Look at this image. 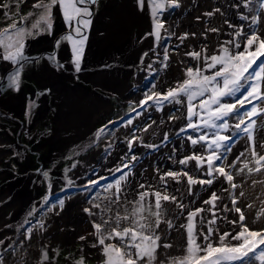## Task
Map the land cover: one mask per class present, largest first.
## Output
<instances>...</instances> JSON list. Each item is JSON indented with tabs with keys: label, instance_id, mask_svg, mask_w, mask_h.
<instances>
[{
	"label": "rangeland",
	"instance_id": "obj_1",
	"mask_svg": "<svg viewBox=\"0 0 264 264\" xmlns=\"http://www.w3.org/2000/svg\"><path fill=\"white\" fill-rule=\"evenodd\" d=\"M1 1L3 0H0V2ZM183 1L186 3L185 0ZM208 1L207 5L211 7H217V5H219L217 0ZM166 2L167 0H165V3ZM190 2H192V0H187V6L182 11L181 9H176V7L166 6L164 10L157 15L156 19L163 23L160 34L164 33V36L159 40V44L157 45L154 63L157 60L158 63L163 61L164 46L167 49V53L174 54L176 52L171 45V41L174 37L171 32V22L174 21L172 17L175 15V18L178 20L177 16H180L181 12L185 13L186 10L192 12L195 5ZM256 2L255 12L257 13L260 23L249 22L247 24L252 23L253 25H251V28L248 27V29L250 31H256L260 38L264 39V20L259 17L258 13L264 0H256ZM35 3H37V0H6L4 5H2L4 10L0 12V30L13 23L19 25L20 21L22 23L20 27L30 29L31 24L38 18V13L42 11L33 8ZM103 5L104 1L97 0L96 4L89 3L84 5V7L90 9L92 12L90 19L93 20V17L101 10ZM14 8L16 9V13L19 12V9H22V12L16 14L13 11ZM218 9L220 10V7H218ZM57 10H59L58 5L53 9V20L57 16V14H54ZM30 12L34 15L25 20L24 18L27 17ZM20 14L23 15L19 16ZM145 18L152 20L153 27L152 10L145 15ZM205 22L206 24H216L218 21L214 18L213 22L207 20H205ZM93 24L95 26V22H93ZM226 27V32L221 35L216 34L215 37L220 42H222V40L236 41L237 37L235 35L230 37L228 34V31H231L232 28L230 26ZM33 31L35 32V30ZM87 31L88 28L85 30V33ZM250 31H248V34L251 33ZM48 33L47 31H42L39 34L26 37L28 40L25 43V55L30 59L24 64L19 90L7 87L6 78L0 81V83L3 84V87H0V103L4 102L5 98L16 99L17 97L20 98V96V102L23 101V107L18 115H12L0 107V137L4 136L3 139L8 143L5 147H3L4 145L0 146L3 151V153H1L0 150V190L8 189V185L18 181L20 182L19 188L23 191L24 195H27L29 200L24 206L26 211L12 226L14 235H12L13 232L7 231L6 226H0V234L4 236L0 239V241H2L0 246L3 247V250H0V261H2V264H77V262L83 258V264L105 263L104 256H97L95 251H90L83 247L80 241L74 240V238H71V240L62 239V230H64L62 227H57L55 234L51 233L55 222L59 220V223L63 224L60 214L62 213L64 204H70L69 208L65 209L66 213L70 215L77 213L82 217L78 222V226H81L84 218H90L95 221L93 215L98 217V220L95 222L98 223L99 221L102 225L105 220L110 221L108 225L104 226L106 232L107 227H116V225L111 222L112 218L117 213L120 215L130 213L135 206V202L139 198L137 195L138 193H132L126 190L121 194L119 203L112 202L116 199L114 195L115 189L106 190V186L108 184H114L115 180L122 175L121 172L114 170L115 167H122L125 163L129 164V168L123 169L124 172L130 173L127 183L138 182L140 185L143 184L145 185L144 191H154L153 183H155L157 189L163 193L165 188L160 180V176L164 174L161 173L160 176L156 175V163H151L148 155L141 156L142 150L149 147V145H153L156 147H154L153 150L149 147L148 150L152 152V156L155 158L158 157V151H161L162 155H171V157L178 151V160L176 162H162L168 165L169 171L178 173L186 171L195 179H209L206 175V163L204 166L198 168L195 160H190L187 165H181L179 161L185 158L184 154L186 157L191 155L208 156L209 152L206 151L204 142L193 145L188 137L195 139L204 134L211 140L212 134L216 130L205 128L202 121H198L197 117H193L191 122L194 123L196 121L199 128H188V107H185L184 102H165L162 109H159L155 102L150 101L148 105H145L143 108L140 107V102L145 99L146 94L150 95L153 92L162 93L159 92V89L156 87L159 81L158 78H156L157 74L154 72L155 68L157 71H159V68L153 67L151 71L148 69L146 71L145 69L146 73L143 71L145 66L144 61L147 57V55H145L146 52L142 53L139 61L137 58L140 54L134 61L130 62L132 65L127 66L129 68L127 69L128 75L126 84L119 88V90L112 89L109 92H104V90L99 89L97 86L93 87L89 82H83L82 75L80 73H74L75 66L73 64V54L71 56L72 60L68 61L69 66L66 68L68 75L64 73L60 75L59 73H53L52 69H45L46 64L44 62L42 63L45 57L44 52L34 51L35 47L32 45L33 42L41 41L44 37H48ZM67 35L69 34L59 36L55 42L56 49L71 47L68 41L64 39ZM71 35L75 37V33L72 32ZM189 39H191V37H189ZM201 39H206V43L202 42V46L205 48H213V51L217 52V55L220 54V50H216L217 47H215L213 37L204 35ZM58 41L59 45L57 43ZM131 42L135 44V41L132 39ZM64 43L66 44L62 45ZM226 47L232 50V45H227ZM261 59H264V57H261ZM175 62L172 61L171 63L175 64ZM186 63L185 66L187 68H194L196 66L202 67L199 61L195 63L187 61ZM155 65L159 67L162 66V64ZM41 67H43L44 71L46 70V74ZM13 70V66L10 63L0 61V78L5 77L6 73L12 72ZM149 73L150 77H143V75L147 76ZM54 75L60 77L63 83L72 85L73 87L78 84L73 81H81L87 89L92 86L98 96L109 105L106 111L107 113L101 115V118H97L89 129H84L85 125L82 119L84 117L80 115H78V117L57 118L56 120L54 114L58 107L52 104L51 93H49L47 97L49 106H45V110L41 111L39 109L42 98L41 91L47 86V83L51 82ZM163 75H167V73ZM178 78V74L174 75L173 83H170L169 79L164 80L162 82V87L166 88L163 89L164 92L181 83L182 81L175 83V80ZM126 85L129 86L125 89ZM153 85H155V87H153ZM239 96L240 93H237L236 97L228 96L225 97L223 101L224 103H234ZM207 97L205 93L202 98L207 99ZM180 99L183 100V97ZM200 100L199 98L195 100V110L203 116L207 115V113H203L199 108ZM248 107H251V105H245V108ZM243 110L244 109H241V111ZM170 117L173 118L170 119ZM129 120L132 121L131 124L128 123ZM178 121L181 122L176 125ZM153 122L159 125L161 131L165 133L161 136L157 135L154 137L157 139L153 142L145 143L138 147L140 142L144 143L149 140L145 135L146 131L144 129L147 128V131L150 130L151 127H153ZM228 122L230 125H234L236 120L233 117H229ZM149 125H151V127H149ZM101 128H104L105 131L97 137L96 134ZM59 129L60 131H58ZM76 129L82 130L84 135L80 134L75 140L73 137L71 141L65 144L66 146L64 148L60 149L59 153H53L51 151L50 139L55 131H57L61 138H65ZM181 129L186 130L181 131ZM234 132L235 129L233 127L231 131L223 132L222 134L233 135ZM165 136H167V139H165ZM134 137L138 139L134 140L132 149L129 151L128 141L133 140ZM175 140L181 141H179L178 150ZM71 142H73V144H69ZM248 143L249 142L242 133L236 134L232 144V151L224 153L226 159L216 162L217 164L225 166L226 170L234 175V183L239 185V187L232 189L221 176H216L211 186L200 184L189 186L187 178L181 175L179 183L171 178H167L166 191L168 193L172 192L176 184L182 187V189H180L182 191H189V187H191L192 193L195 194L193 200L199 203L197 204L198 208L205 209L204 212L199 214L197 219L199 220V218L202 217L205 221L212 219V215L211 212L208 211L211 206L204 204V201L209 199L211 194L215 192L220 199L216 202L215 211L219 218L214 227H218L223 232L228 231V229L224 230L223 226L220 225L221 222L226 227H229L230 230H235V228L238 230L237 228H240L239 213L232 210V197L235 196L238 201L236 207H239L245 216L243 223L247 225L249 229L254 228L256 231L264 230V215H261L259 219H257L258 214L264 210V171L249 174L245 169L244 172L237 175L245 162H249V167H255L251 152L246 151ZM261 144H264V129H261L256 136V151L264 155V147H261ZM113 151L116 153L122 152V161L109 171H105L101 166L107 167L109 165L108 158L113 154ZM241 152H245V155L240 157L239 160H236V157L239 156ZM133 155L137 157L135 161L131 160ZM144 160L148 162L147 165ZM233 164V167H227V165ZM78 168L79 171L76 173ZM102 171L106 172L103 177L105 179H101V177L100 180H98L99 183L95 186L92 184L85 186L87 183L79 184L76 180V178H78L80 181L88 182L98 172ZM44 172L48 173L47 177L43 175ZM253 181H256V183H253ZM225 189H228V191H225ZM241 192H243L244 195L241 200H238V193ZM173 194L175 195V193ZM12 196L13 193L6 194L4 198L0 196V216L2 217L4 214H7L5 219L11 218L8 214L11 208L9 205V208L6 209L5 212H2V208L4 205L14 201ZM61 200L64 202L62 208L59 204ZM153 202L154 198H148L145 203L147 206L153 204ZM186 202L187 200L184 203ZM94 204H99L100 208H94ZM225 205L228 207L229 211H224ZM248 205H252L254 208L250 216H248L246 212V209L250 208ZM194 208L195 207L192 209L194 210ZM85 209H91L93 214L90 215ZM188 210L189 207L185 208L183 213ZM180 214L181 209L177 208L174 212V216L179 217ZM57 215L58 220L55 221ZM145 215H147V213H145ZM152 219L153 218L149 216V220ZM165 219L170 220L167 217ZM231 221H236V223L233 224ZM126 222V224L129 225L130 221ZM174 222L176 224H182L180 220H174ZM41 224L43 227H40ZM207 227L208 225L205 223L203 229L207 231ZM30 228L32 229L31 233L28 232ZM86 228L91 231L87 225ZM69 229L75 228L70 227ZM89 231L87 232L88 234H90ZM95 231L96 230H93L94 233ZM173 234L175 235L176 232H173L171 236L161 241V244H171L173 249L175 246L177 247L176 238ZM43 237L46 240L43 241ZM211 238H213V236ZM45 252L48 257L47 260L43 259V253ZM236 264H239V262H236ZM250 264H259V262L253 261L250 262Z\"/></svg>",
	"mask_w": 264,
	"mask_h": 264
},
{
	"label": "snow or ice",
	"instance_id": "obj_2",
	"mask_svg": "<svg viewBox=\"0 0 264 264\" xmlns=\"http://www.w3.org/2000/svg\"><path fill=\"white\" fill-rule=\"evenodd\" d=\"M152 7V16L154 23V30L151 35H154L157 40H160V29L163 28V23L156 19L159 12H162L167 7H179V0H147ZM251 2V0H248ZM96 4L97 0H37V3L33 5V8L40 9L38 18L31 24L30 29L18 27L17 23H13L8 27L0 30V61L8 62L13 66V71L6 73L5 77L0 80H7V87L19 90L21 74L24 64L29 61V57L25 55V38L31 37L34 34H39L42 31L51 32L53 28V9L58 5L63 15V18L70 28L71 32L75 33V37L69 34L64 37L65 40L71 42L73 52V64L75 71L81 70V60L84 51V44L87 41V35L85 30L91 25L92 12L88 7H84L86 4ZM139 7L143 8L145 0H137ZM264 8V3L261 4ZM216 11H219L217 9ZM33 13H28L24 19L32 17ZM206 15H212V13H206ZM87 17V19H86ZM247 19V17H241ZM259 18L253 19V23H258ZM231 27V25H230ZM35 30V32L33 31ZM211 31H218L217 29H211ZM236 37L244 36L245 43L242 51L233 52L229 47L221 45L220 54L211 55L206 58V68L216 69L212 75H204L200 67L186 69V76L183 82L179 83L176 87L170 88L166 92L152 94H146L145 99L140 102V107L143 108L148 105L150 101L156 103L159 109L165 102L169 103H181V97L185 96L188 100V128H199L198 124L192 123V118L197 117L203 120V126L205 128H212L216 131L212 134L211 140L207 135H200L198 138L188 137L193 145L204 142L206 145V151L209 152L208 156L192 155L181 159L179 163L181 165H187L190 160H195L197 167H202L207 164L206 175L209 179H195L190 176L186 171L178 173L175 171H168L164 175L160 176L161 182L164 184L165 191L162 193L157 190L154 192L142 191L139 192L138 200L135 202L130 213L120 215L117 213L112 218V223L116 225L111 231L105 232L104 226L108 225L110 221L105 220L103 225L94 223L93 227L96 230L98 245L102 246V251L105 256V264H156L157 252L161 247L167 249L172 245L168 243L161 244V236L157 233V229L160 228L162 223H166L168 229L174 227L171 220H166V212L163 207V202L177 203V197L170 195L167 189V178L179 183L181 175L187 178L188 185H208L211 186L216 176H221L230 185L232 189L239 187L234 183V175L226 170V167L217 164V161L226 159L224 153L232 151V144L234 142V136L242 133L247 139L248 148L246 151L251 152L255 167H249V162H245L243 167L239 170L237 175L244 172L245 169L249 174L255 172L259 173L264 171V155L259 154L256 151V136L257 133L264 129V39H261L256 31L245 35L243 31H237ZM187 38V34L180 37L181 41ZM59 45V41L57 42ZM232 45L235 49H240L241 44L235 40L226 42ZM147 55V53H145ZM188 55L194 59L201 57V52H191ZM49 60L56 62L55 55L49 56ZM164 59H169L167 49H165ZM58 67L62 65L57 64ZM255 66V67H254ZM150 67V66H149ZM165 67L167 65L165 64ZM0 87L3 84L0 83ZM155 87V85H153ZM205 93H208L207 99H202L199 102V108L203 113H207V119H204L203 115L195 110V106L192 101L203 97ZM237 93H240L238 99L234 103L222 102L225 97H236ZM245 105H251V107L245 108ZM239 106V107H238ZM241 109H244L241 111ZM233 117L236 120L234 125H230L228 118ZM173 117H170L172 119ZM132 123L131 120L128 121ZM106 127V126H105ZM151 127V125H149ZM234 127L235 132L233 135H223V132H229ZM147 131V128L144 129ZM186 129H181L185 131ZM104 128H101L97 132V137L103 134ZM128 141L129 151H131L134 140ZM167 139V136H165ZM264 147V144L260 145ZM149 147H156L149 145ZM222 150V151H221ZM245 152H241L236 160L244 156ZM137 157L133 155L131 160L135 161ZM233 165H227L228 168ZM129 164L125 163L122 167L115 169L117 172H121L122 175L115 180L114 184H108L106 190L115 189L114 195L116 199L113 203H119L120 196L123 193V185L128 182L129 172H124V168H129ZM45 177L48 176L47 172H44ZM105 179V178H101ZM99 181H92L93 186L97 185ZM256 183V181H253ZM140 188H145V185L141 184ZM228 191V189H225ZM189 194H191V187H189ZM244 193L241 192L240 196ZM149 197L154 198V202L151 205L146 206V201ZM220 197L213 192L209 199L204 201V204L210 205L208 211L211 212L212 219L205 221L202 217L197 219L199 214L204 212L205 209L198 208L195 211L189 212L187 215V223L181 224L180 227L186 232V248L185 255L181 257H173L168 261V264H250V262H259L264 264V230L254 231L250 230L247 225L243 223L245 216L239 207H236L237 198L232 197L233 209L236 213H239L240 231L235 235L229 232H224L219 236V241L213 243L211 237L217 231L214 225L219 218L215 211L216 202ZM63 201H59L60 207H63ZM94 208H100L99 204H94ZM177 207L183 209L184 205L177 203ZM252 207V205H248ZM90 215L93 214L91 209H85ZM224 211H229L228 207L224 206ZM147 213V215H145ZM31 214V213H30ZM261 215H264V210L258 214L257 219ZM149 216L152 220H149ZM130 221L128 226L121 227L122 222ZM208 225L207 232L203 231V225ZM235 224L236 221H231ZM40 227H43L41 224ZM200 228L197 231V228ZM32 229H28L31 233ZM203 238V242H198L200 238ZM231 237L232 240L238 241L236 244L227 243V239ZM81 239H85L81 237ZM116 240L118 243H106V241ZM2 243V241H0ZM94 247L97 245H93ZM203 253V255H200ZM43 259L47 260V253H43ZM2 264V261H0ZM77 264H83V258L77 262ZM160 264H165L163 260Z\"/></svg>",
	"mask_w": 264,
	"mask_h": 264
},
{
	"label": "bare ground",
	"instance_id": "obj_3",
	"mask_svg": "<svg viewBox=\"0 0 264 264\" xmlns=\"http://www.w3.org/2000/svg\"><path fill=\"white\" fill-rule=\"evenodd\" d=\"M102 1H104V5L101 7V10H99L95 14L93 20L91 19V25L88 27V31L85 33L87 35V41L84 44V51L81 60V70L79 72L75 71L74 73H80L82 75L81 77L83 82H89L93 87L97 86L99 89L104 90V92H109L112 89L119 90V88L126 84L128 75L127 69L129 68L127 66L132 65L130 62L134 61L140 54V56L137 58V60L139 61L142 53L144 52L147 53V57L144 61L145 66L143 71H145V69L146 71L147 69L151 71L153 67L159 68V71H157L156 68L154 69V72L157 74L156 78H158L159 81L156 85V87L159 89V92H164L163 89H166L162 87V82L164 80L169 79L170 83H173L174 75L178 74L179 77L177 80H175V83L181 81L183 82L185 79H187L186 69L188 68L185 66L187 64V61L192 63L199 61V63L202 64V67H196H200L204 75H212L213 72L218 70L219 67L217 66L216 69H207L206 58L211 55H217V52H214L213 48H205L204 46H202V42L206 43V39H201V37H203L204 35L213 37L215 41V47H217L216 50H220L221 45L227 46L229 44L226 43V40H222V42H220L215 37L216 34L221 35L222 33L226 32V26L231 25L232 30L228 31L230 37H233V35H235L237 31H243V33L247 35L248 31H250L248 27L251 28V25H253L252 23H247L253 22V19L257 17V13L255 12V5L257 4L256 0H251V2H248V0H217L219 4L217 5V7H211L207 5V3L209 2L208 0H192V2L190 3L195 5V8L192 12L189 10H186L185 13L181 12L180 16H177L178 20L175 18V15L172 17L174 21L171 22V32L173 33L174 37L171 41V45L172 47H174L176 52L174 54L168 53L169 59L167 61H165L164 56H162L163 61L161 63H158V60L154 63L156 58L155 52L157 45L159 44V40H157L154 35H151L154 30V23L152 27V20L145 18V15L152 10V7L147 2V0H145L143 8L138 6L137 0ZM185 2L186 3H184L183 0H179L180 6L176 7V9H181V11L185 9L187 6V0H185ZM218 7H220V10L216 11ZM206 13H212V15H206ZM258 13L259 17L264 20V8L260 7V11ZM54 14H57V16L53 20V28L51 32L47 34L48 37H44V39L41 41L33 42L32 46L35 47L34 51L44 52L45 57L43 58L42 63L44 62L46 64L45 69H52L53 73H59L60 75H62L63 73L65 75H68V71L66 70V68L69 66L68 61L72 60V44L68 41L71 47L66 49H56L55 42L60 35L71 34L72 32L66 24L60 9L55 11ZM241 17H247V19H242ZM214 18L218 21L216 24H206L205 20L213 22ZM93 22H95V26ZM93 26L94 28L92 29ZM211 29H217L218 31H211ZM185 34H187V38L181 41L180 37L184 36ZM163 36L164 33H161L162 38ZM189 37H191V39H189ZM75 38L79 39V37ZM131 39L135 41V44H132ZM236 42L241 44V48L235 49L232 46L231 51H242L243 45L245 43L244 36L237 37ZM65 44L66 43L62 45ZM165 49L166 48L164 46V54ZM191 52H201V57L199 59H194L192 56L188 55V53ZM52 55H55L56 62L48 59V57ZM172 61H176L175 64H172ZM57 64L62 65V67H58ZM155 64H162V66L159 67ZM165 64L167 65V67H165ZM196 67H194L193 69H195ZM41 68L44 71L43 67ZM165 73H167V75H163ZM143 77H150V73L147 76L143 75ZM73 82L78 84L73 87L72 85L63 83L60 77L54 75L51 82L47 83V86H45V88L41 91L42 98L39 104V109L41 111H44L45 106H49L47 97L49 96V93H51L52 104L57 105L58 107L56 113L54 114V118H56V120L57 118L78 117V115H80L84 117L82 118L85 125L84 129H89L90 127H92L94 121L97 118L107 113L106 111L109 105L105 101H103L100 96H98L97 92L94 91L92 86L87 89V87L81 81ZM127 86L129 85H126L125 89ZM206 95L208 96V93H206ZM182 97L183 100L181 101L184 102L185 107H188L187 97ZM20 98H5L4 102L0 103V107L6 112L11 113L12 115H18L19 111L23 107V101L20 102ZM199 99L202 100L203 98L199 97ZM192 103L195 106V100H193ZM203 117L204 119H207V115H204ZM198 121H202L203 124V120L198 119ZM180 122L181 121L176 122V125H178ZM152 124L153 127L145 132V135L149 140L144 143L140 142L138 144V147L145 143L153 142L157 139L154 137H156L157 135L161 136L165 133L164 131H161L159 125L155 124L154 122ZM194 124H197L196 121L194 122ZM58 131H60V129ZM80 134L84 135L82 130L76 129L69 136L61 138L57 131H55L51 135L50 139L51 151L53 153H59L60 149L66 146L65 144L67 142L71 141L73 137L74 140L77 139ZM3 138L4 136L0 137V146L4 145L3 147H5L8 145V143ZM175 141L177 142L178 150L180 140ZM69 144H73V142ZM148 149L149 147L142 150L141 156L148 155L150 162L153 164L156 163L155 169L157 170L156 175L158 176H160L161 173L165 174L169 171L168 165L163 164V161L176 162L178 160V151H176L173 157H171V155H162L161 151H158V157L155 158L152 156V152ZM150 149L153 150L154 147H151ZM0 150L1 153H3L1 147ZM121 154V151L119 153L113 151V154L110 156V158H108L109 165L107 167H101L104 168L105 171H109L120 161H122ZM184 157H186L185 154ZM144 162L147 165L148 162L146 160H144ZM118 167L120 166L115 167L114 170ZM78 171L79 168L76 170V173ZM105 174L106 172L104 171L98 172L88 182L80 181L78 178H76V180L79 184L87 183L85 184V186H89L91 184L90 182L100 180V178L104 177ZM19 183L20 182L18 181L14 184L11 183L7 186L8 189L0 190V196H2L3 198L6 194L13 193L12 197L14 198V201L10 204L4 205L2 208V212H5L10 205L11 209L8 214L11 216V218L5 219L7 214H4L2 217L0 216V226H6L8 232H13L12 235H14L12 226L26 211V208L24 206L29 201L27 195H24L23 191L19 188ZM139 186L140 183L138 182L127 183L126 185H123V189L124 191L129 190V192L132 193H139L144 191L145 188H140ZM180 189H182V187L177 184L176 187H173L172 189V192L175 193V196L177 197V203L184 205L183 209L180 208L181 214L179 215V217L174 216L175 210L179 208L177 207V203L163 202V207L166 212L165 218L167 217L168 219H170L174 227L172 229H168L166 223H162L160 228L157 229V233L161 236V241L171 236L173 232H176V234L173 235L176 238L177 247L175 246L174 249L172 247L167 249L161 247L160 249H158L156 264H160L161 260H163L165 264H168V261L171 258L181 257L186 254V232L183 228L180 227L181 224H176L174 220H180L182 224H186L188 213L198 209L197 204L199 203L193 200V196L195 195L194 193H192L193 191H191V194H189V191H182ZM153 190H158L155 183H153ZM146 191L154 192L150 190ZM172 192H170L169 194L174 195ZM241 199L242 196H240V193H238V200ZM186 200L187 202L184 203ZM69 206V203L64 204L62 213L60 214L61 216L59 215L63 220V224L59 223L57 215L55 221H58L54 223V228L52 229L51 233L55 234L57 227H62L64 229L62 230V239L71 240V238H74V240L80 241L83 247L89 249L90 251H95L97 256H104L102 246L98 245L97 236L93 232V230H95L93 224L97 223L95 221L98 220V217L93 215L95 221L90 218H84L82 220L81 226H78V222L82 219V217L77 213H75L74 215L66 213L65 209H68ZM188 207L189 210L183 213L184 209ZM191 207H195L194 210ZM253 211V207L246 209L248 216H250ZM126 223V221L122 222L121 227L128 226ZM97 224L101 223L98 221ZM86 225L90 228L91 231L86 228ZM220 225L223 226L224 230L228 229V231L224 232H229L233 235H235L236 232L240 231V228H237L238 230H236V228L235 230H230L229 227H226L222 222L220 223ZM70 227H74L75 229H69ZM112 228L113 227H107L106 232L111 231ZM216 229L217 231L214 233L213 238H211L214 244L219 241V236L224 233L218 227H216ZM199 230L200 228L198 227L197 231ZM250 230L256 231V229L254 228H251ZM88 231L90 234L87 233ZM203 231L207 232L205 229H203ZM3 237L4 236L0 234V239ZM81 237H84L85 239L82 240ZM42 240L44 241L46 239L43 237ZM198 242L202 243L203 238L201 237ZM106 243H118V241L112 240L106 241ZM227 243L236 244L238 243V241L232 240L231 237H229L227 239ZM93 245L97 246L94 247ZM0 250H3L2 246H0ZM200 254L203 255V253ZM141 264H143V262H141Z\"/></svg>",
	"mask_w": 264,
	"mask_h": 264
},
{
	"label": "flooded vegetation",
	"instance_id": "obj_4",
	"mask_svg": "<svg viewBox=\"0 0 264 264\" xmlns=\"http://www.w3.org/2000/svg\"><path fill=\"white\" fill-rule=\"evenodd\" d=\"M5 1H6V0H3V1L0 2V12L4 10V9L2 8V5H4ZM14 6H15V5H14ZM6 9H7V8H6ZM15 10H16V9L14 8V9H13L14 13H16ZM21 12H22V9H19V12L16 13V14H19V13H21ZM22 15H23V14H20L19 16H22ZM19 21H20V20H19ZM21 24H22V23H21V21H20V24L18 25V27H20ZM27 40H28V39L25 38V43L27 42ZM0 81H1V80H0ZM0 90H1V89H0Z\"/></svg>",
	"mask_w": 264,
	"mask_h": 264
}]
</instances>
